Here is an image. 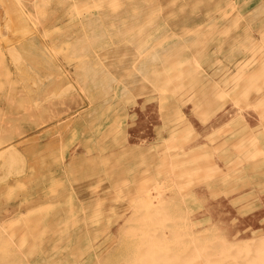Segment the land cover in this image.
<instances>
[{"label": "rangeland", "instance_id": "obj_1", "mask_svg": "<svg viewBox=\"0 0 264 264\" xmlns=\"http://www.w3.org/2000/svg\"><path fill=\"white\" fill-rule=\"evenodd\" d=\"M111 1L0 0V30H2L0 51L3 52L1 55L5 56L9 50L5 58L0 55V95L2 96H0V102L6 104L0 106L4 109L0 108V144L8 140L7 136L9 139L14 137L15 139H11L13 141L22 142L24 140L23 145L8 152L7 157L0 156V264H199V262L192 263L194 257L197 258L195 261L207 259L206 262H201L202 264H225L226 262V264H250L251 262L264 264L262 262L264 261V249L253 248L259 244V237L264 236V207L258 204H245L262 201L259 199H208V197H217L215 194L217 189L212 183L213 180L210 184L205 180L206 194H203L200 183H197L196 178L201 177V171L196 170V167L199 163L200 165L207 164V162L208 164H219L217 157L219 153L215 152L216 146L214 145L218 143L219 147L220 144L223 146L224 140L226 144H231L230 138L224 136L214 144H210L207 152L209 161L210 156L213 158L211 159L213 162L210 161V163L206 160L207 157L203 161L199 158L202 161L200 162L199 159L187 160L188 153H181L185 147L195 148V142L199 139L197 125L201 122L209 123L211 119L207 118L219 112V110L211 112L218 102L211 96V90L209 91L212 89V83L208 82L206 87H201V84H195L196 82L190 84L187 80L192 76L203 77L205 72L215 76L222 72L217 70V67L221 65L214 58L213 53H211L212 57L203 59L200 65L194 62L204 50L199 47L198 41H194L199 34L189 32L187 24L191 26L193 23L191 20L198 13L188 15L187 8H185L178 12L177 16L167 18L165 15L167 8L158 12L153 6L155 2L161 3L166 0L155 2L154 0H113L115 4ZM200 4L203 6L204 3ZM261 4L264 5V1ZM114 5L120 8L114 7V10ZM134 13L138 16L135 17ZM82 17L85 18L81 20ZM127 22L133 23L130 26ZM134 25L137 26L134 27ZM132 26L133 30H131ZM215 27L223 31L230 30L218 33L221 37L236 34L232 21L229 23L225 20ZM46 32L47 38L45 37ZM63 32L64 38L61 36ZM23 35L26 36L23 37ZM53 38L54 41H52ZM27 41L30 44L32 42L33 45L45 42L41 48L46 50L50 48V51L47 50V53L44 52L45 49L42 51L40 49L42 54L39 53V57L46 56L41 59L42 61L49 60L48 64L45 61L47 64L45 66L48 67L50 63L53 66L56 65L55 69H50L52 65H49L48 70L43 69L45 66L41 60V62L38 61L39 63L33 60V66L29 65L31 61L28 60L29 55H33L31 50L34 53L33 49L37 45L32 49L33 45L31 46ZM59 41L61 43H58ZM14 43L16 46L13 45ZM24 44H26L25 47ZM21 46L24 47L25 56L21 55L23 50ZM26 48L31 49L30 53ZM198 48L200 51H197ZM145 51L147 52L143 54ZM193 51L195 52L194 60L193 57L189 55L190 58L187 55ZM35 52L37 56L38 51ZM51 56H55L57 64L53 62L55 60ZM22 58H26L28 62L24 59L26 61L24 64L25 61ZM185 59L187 60L183 62ZM5 62L7 65L4 64ZM170 62H172L171 65H169ZM213 62L215 68H212ZM18 63L22 64V67L27 65L33 68L34 63H37L39 68L43 65L41 68L43 70H38L39 74L36 76V69L31 71L26 69V66L24 67L25 72ZM9 64L14 65V68ZM201 66L205 72H198ZM60 68L65 74H62ZM185 68L190 70L186 71ZM8 69L9 72H7ZM12 71L17 77H13ZM24 72L27 73L26 77H24ZM54 81L55 83H52ZM175 81L176 83L173 84ZM59 84H62L64 88L58 86ZM183 84H188L187 87L192 88L194 92L189 104H184L187 100V92L184 87H181ZM41 89L46 92L43 93ZM205 91L207 93L203 96ZM10 92L13 94L10 95ZM26 92L29 96H26ZM5 96L6 98L8 96L7 103ZM68 98L71 99L65 100ZM53 110H55L54 113ZM69 110H71L70 113ZM201 111L207 114L206 119L202 117L204 114L200 113ZM6 115L8 117H5ZM60 117L62 119L57 120ZM186 122L193 127V133L191 132L193 135L182 137L181 133H185L184 130H186L184 127ZM30 127L33 129L31 130ZM2 133L6 134L5 140H3ZM171 139L173 140L170 141ZM192 145L195 146L192 147ZM164 148L165 151H163ZM126 151L127 156H125ZM162 155L167 157L165 161H162ZM175 157H178L179 161ZM127 158L129 159L125 160ZM171 159L174 160L173 163L171 161L172 170L177 168L176 172L171 171ZM149 163L151 164L150 169L148 168ZM156 163L164 164L157 167ZM195 163L197 166H194ZM165 164L167 167L164 166ZM181 165L185 169L187 167V172ZM179 166L183 168H181L183 171ZM168 167L170 170L167 169ZM192 167V172H188ZM112 171H114L113 174ZM124 177L127 181L123 179ZM116 181L119 184L116 185ZM141 183L148 186H142ZM132 196L138 199L132 200ZM108 201L113 203L109 204ZM149 201L151 204H148ZM221 201L233 202L234 206L232 203L222 205ZM211 202H216V204H208ZM90 214L92 217L89 216ZM225 219L227 224L232 225L230 229L232 231L227 234L219 231L221 221ZM241 226L249 231L251 240L240 231ZM4 230L9 232L6 233ZM227 235L232 241L223 239L227 238ZM241 241L242 244L251 242L252 248L236 250L234 244L237 245ZM245 254H247L246 257L243 256ZM249 254H251L250 257ZM199 255L204 259L202 257L198 259Z\"/></svg>", "mask_w": 264, "mask_h": 264}, {"label": "bare ground", "instance_id": "obj_2", "mask_svg": "<svg viewBox=\"0 0 264 264\" xmlns=\"http://www.w3.org/2000/svg\"><path fill=\"white\" fill-rule=\"evenodd\" d=\"M17 1V0H16ZM34 1V0H33ZM55 1V0H54ZM62 1V0H60ZM153 1V0H152ZM150 1V2H152ZM156 0H154L155 2ZM169 1V2H168ZM210 0H166V1H161V3H155L153 4L154 6V9H156L158 12H161L162 9H166L167 8V12H166V16L167 18L169 17H173V16H177L178 12H180L181 10L187 8V11H188V15L189 14H193L195 12H197L198 14L197 15H194L193 19L191 20L193 23L192 25L190 26L189 24H187L189 27H188V31L189 32H193L195 33L196 35L199 34V36H196V38L194 39V41H198L199 42V45L198 43L197 44V47L199 46L202 50H204V52H201V54H199V58L197 59V61L194 60V51L193 53H189L187 54L188 56L190 55L191 57H193V60L194 62L198 63L200 65V62L205 59L206 57H212V54H214V58L217 60V62L221 65V67H217V70L219 69L220 71H222L220 74L218 75H211V73H207L205 72V69L202 67L201 70H198V72H202L204 71L205 73H203V77H200V76H195V77H191L188 80V82L190 84H201L200 86L203 87L205 86L206 87V84L208 82H211L212 83V89H209V91L211 90V96H213V99L218 101L217 102V105L215 107H213L211 109V112H216L219 110L218 114H216L215 116H209L207 118V114L203 113L205 110H202L203 108H205V106L200 109L202 110L200 113H203L204 115L202 117H204L205 119L207 118L208 120L211 119L209 121V123H199V125H197L198 127V130H199V139L198 141H196L195 145H192L195 146V148H183L181 153H188V156L189 158H187V160H198L199 158L202 159V161L204 160L205 157L208 158L207 156V152H208V149L210 147V144H214L215 142H217V140H219V138H223L224 136H228L231 140V144H226L225 140L223 141V146H221L220 144V147L218 145V143L216 145H214L215 147V152L219 153L217 154V157H218V160L220 161V163H215V164H208L207 161H204L205 163L207 162V164H204V165H200L201 163H199L197 161V163H199V165L197 166L196 163L194 164V166L196 165L197 169L196 170H199L201 171L200 175L201 177L197 179V183H200L199 186L201 187V191L203 192V194H206L205 193V190L207 189L206 187V182L205 180H207L210 184L211 180H213V185L215 186V188L217 189L215 193L217 195V197H214V198H211V197H208V199H213V200H216V199H223V200H233V199H253V200H256V199H259L260 203H254V202H251V203H245L246 205H261L264 207V5H262L261 3L264 1V0H212V2L209 3ZM15 2V1H14ZM56 2H59V1H56ZM113 2V0L111 1ZM139 2V1H138ZM204 3L203 6L200 4V3ZM19 3V2H18ZM60 3V2H59ZM114 3V2H113ZM112 3V4H113ZM117 3V2H116ZM124 3V2H123ZM172 3H175L174 5ZM39 4H42V3H39ZM55 4V3H54ZM57 4V3H56ZM55 4V5H56ZM115 4V3H114ZM133 4V3H132ZM140 4V3H138ZM149 4V3H148ZM146 4V6L148 5ZM171 4V6H170ZM20 5V4H18ZM37 5V3L35 4ZM120 5V4H119ZM134 5H136L134 3ZM143 5V4H142ZM201 5V6H200ZM39 6V5H38ZM128 6V5H126ZM150 9H151V3H150ZM147 6V7H149ZM176 6H178V8H175ZM40 7V6H39ZM38 7V8H39ZM60 7V6H59ZM72 7V6H71ZM96 7H97V4H96ZM112 7V6H111ZM114 7H117V6H113ZM130 7V6H129ZM140 7V6H139ZM138 7V8H139ZM118 9L120 7H117ZM116 8V9H117ZM125 8V7H124ZM133 8V7H132ZM144 8V7H143ZM22 9V8H21ZM40 9V8H39ZM37 9V10H39ZM62 9V8H61ZM117 9V10H118ZM141 9V8H140ZM149 9V10H150ZM153 9V8H152ZM151 9V10H152ZM63 10V9H62ZM70 10V8H69ZM115 10V8H114ZM150 10V11H151ZM43 11H45V9H43ZM64 11V10H63ZM78 11V10H77ZM129 11V9H128ZM141 11V10H139ZM146 11V10H145ZM56 12V10H55ZM132 12V11H130ZM143 12V11H142ZM152 12V11H151ZM43 13V12H42ZM46 13V12H45ZM49 13H52V12H49ZM57 13V12H56ZM71 13V12H70ZM74 13V12H73ZM127 13V12H126ZM136 13V11H135ZM135 13L133 15H135ZM141 13V12H140ZM147 13V12H146ZM54 14V12H53ZM102 14V13H101ZM145 14V12H144ZM149 14V13H148ZM45 15V14H44ZM52 15V14H51ZM59 15V14H58ZM62 15V14H60ZM70 15V14H69ZM74 15V14H73ZM90 15V14H89ZM140 15V14H139ZM48 16V15H47ZM50 16V15H49ZM55 17H57L56 15H54ZM84 16V15H83ZM87 16V15H86ZM138 16V14L135 15V17ZM144 16V15H143ZM153 16V15H152ZM43 17V16H42ZM54 17V18H55ZM134 17V18H135ZM53 18V19H54ZM61 18V17H60ZM65 18V17H64ZM85 18V17H84ZM82 17L81 20L84 19ZM189 18V17H188ZM39 19V18H38ZM43 19V18H42ZM62 19V18H61ZM87 19V18H86ZM37 20V19H36ZM49 20V19H47ZM190 20V19H189ZM225 20H228L229 23H231V21L233 22L234 24V30L236 31V34H233V35H230L229 37L227 36H224V37H221L218 33H222V32H229L230 30H226V31H223L222 29L220 28H216L215 26L217 25H220L221 23H223ZM41 21V20H40ZM45 22H47L45 19H44ZM58 21H60L58 19ZM132 21V20H131ZM144 21V20H143ZM190 21V22H191ZM31 22V21H30ZM32 23V22H31ZM43 23V21H42ZM51 23V22H49ZM61 23V22H60ZM65 23V22H64ZM117 23V22H115ZM129 23V22H127ZM131 23L133 22H130V26H131ZM147 23V22H146ZM41 24V22H40ZM56 24V23H55ZM138 24V23H137ZM33 25V23H32ZM42 25V24H41ZM52 25V24H51ZM117 25V24H116ZM154 25V23H153ZM43 26V25H42ZM84 26V25H83ZM125 26V25H124ZM137 26V25H136ZM134 25V27H136ZM147 26V25H146ZM152 26V25H151ZM184 26V25H183ZM194 26V27H193ZM126 27V26H125ZM129 27V25H128ZM133 26L131 27V30H133L132 28H134ZM148 27V26H147ZM127 28V27H126ZM141 28V27H140ZM155 28V27H154ZM236 28V29H235ZM130 29V28H129ZM149 29V28H148ZM86 30V29H85ZM124 30V29H123ZM128 29H126L127 31ZM2 30H0L1 32ZM63 31V30H62ZM93 31V30H92ZM139 31V30H138ZM144 31V30H143ZM150 31V30H149ZM156 31V30H155ZM38 32V31H37ZM48 32V31H47ZM46 32V34H47ZM66 32V31H65ZM125 32V31H123ZM140 32V31H139ZM35 33V32H34ZM56 33V32H55ZM59 33V32H58ZM62 33V32H60ZM144 33V32H143ZM142 33V35H143ZM147 33V32H146ZM162 33V32H161ZM45 34V32H44ZM43 34V35H44ZM84 34V33H83ZM82 34V35H83ZM38 35V34H37ZM56 35V34H55ZM120 35V34H119ZM141 36V34H139ZM21 38H22V35H20ZM26 36V35H23V37ZM45 36V35H44ZM52 36V35H51ZM58 36V35H57ZM56 36V38H58ZM61 36L63 37L64 36V32L63 34H61ZM67 36V35H66ZM95 36V35H94ZM125 36V34L123 35V37ZM144 36V35H143ZM46 38L48 37V34L47 36H45ZM50 37V36H49ZM82 37V36H81ZM137 37V36H136ZM139 37V36H138ZM14 38V37H13ZM17 38V37H16ZM18 38H20L18 36ZM42 38V36L40 37ZM61 38V37H59ZM64 38V37H63ZM72 38V36H71ZM90 38V37H89ZM163 38V37H162ZM165 39V38H163ZM12 40V39H11ZM24 40V39H23ZM22 40V41H23ZM32 40V39H31ZM39 40V39H38ZM52 40V39H51ZM56 40V39H55ZM59 40V39H58ZM62 40V39H61ZM5 41V40H3ZM7 41L9 42V39L7 38ZM6 41V42H7ZM16 41V40H15ZM18 41V40H17ZM54 41V38L53 40ZM79 41V40H78ZM185 41V40H184ZM1 42V41H0ZM7 42V43H8ZM13 42V40H12ZM24 42V41H23ZM28 42V41H27ZM70 42V41H69ZM72 42V41H71ZM186 42V41H185ZM19 43V42H18ZM29 43V42H28ZM45 43V42H43ZM42 43V44H43ZM58 43H61L60 41ZM159 43V42H158ZM157 43V44H158ZM179 43V42H178ZM177 43V44H178ZM5 44V43H4ZM11 44V43H10ZM30 44V43H29ZM28 44V45H29ZM42 44L39 43L38 44H35L37 45V47L35 48L31 42V46L33 45V47H31L32 49L34 50V53H36L35 51H38L37 52V56H35L36 54H34L32 52L31 49H27L26 50L29 52V50H31V54L33 55H29L30 59L28 56H27V53L26 54V57H28L29 59L28 60H31L29 63V65H32L33 66V60H37V62H41L42 58L46 57H42L40 58V54H42V52H40L39 50L43 48ZM49 44V43H48ZM67 44V42H66ZM83 44V43H82ZM14 46L15 43L13 44ZM18 45V44H17ZM21 45V43L19 44ZM23 45V44H22ZM26 44H24V47H25ZM27 45V46H28ZM58 45V44H57ZM56 45V46H57ZM60 45V44H59ZM138 45V44H136ZM169 45V44H168ZM167 45V46H168ZM181 45V44H180ZM2 46L4 47V45L2 44ZM6 46V45H5ZM8 46V45H7ZM176 46V45H175ZM187 47H189L188 44H186ZM12 47V46H11ZM18 47V46H17ZM22 47V46H21ZM22 47V49L24 48ZM40 47V48H39ZM42 47V48H41ZM50 47V45L48 46ZM55 47V46H54ZM154 47V46H153ZM209 47V48H208ZM1 48V47H0ZM7 48V47H6ZM9 48V47H8ZM16 48V47H15ZM39 48V49H38ZM38 49V50H36ZM136 49V48H135ZM175 49V47H174ZM190 49V48H189ZM4 50V49H3ZM17 50H19L17 48ZM46 50V49H45ZM50 51V48L47 49ZM44 51V52H47L48 51ZM73 50V49H72ZM149 50V49H147ZM170 50H172V48H170ZM15 51V50H14ZM25 51V52H27ZM52 51V50H51ZM180 51V50H178ZM182 51V50H181ZM185 51V50H184ZM197 51H200L199 48ZM6 52V51H5ZM4 52V53H5ZM9 52V50H8ZM7 52V54H8ZM24 49L21 51V55L23 56L24 55ZM43 52V53H44ZM82 52V51H81ZM147 51H145L143 54H145ZM172 52L174 53V51L172 50ZM1 52L0 51V55H1ZM30 53V52H29ZM40 53V54H39ZM55 53H57L55 51ZM157 53V52H156ZM156 53H152V54H156ZM161 53V51H160ZM178 53V52H177ZM199 53V52H198ZM2 54L1 56H3L4 58L6 57ZM13 54V53H11ZM17 54V53H16ZM45 54V53H44ZM136 54V53H135ZM139 54L140 51H139ZM165 55V53H163ZM179 54V53H178ZM181 54V53H180ZM211 54V55H210ZM20 55V57H21ZM49 55V54H48ZM53 55V54H51ZM0 56V57H1ZM9 56V55H8ZM25 56V55H24ZM35 56V58H34ZM160 56V55H159ZM158 56V57H159ZM170 56V55H169ZM172 56V55H171ZM189 56V57H190ZM14 57V56H13ZM53 57V56H51ZM142 57V56H141ZM155 57V56H153ZM152 57V60H154ZM190 57V58H191ZM198 57V56H197ZM195 57V58H197ZM8 58V57H7ZM6 58V59H7ZM16 58V57H15ZM39 58V59H37ZM54 60L56 59L55 56L53 57ZM156 58H157V55H156ZM173 58V57H172ZM171 58V61L176 58V56H174V58L172 59ZM5 59V61L7 62V60ZM9 59V58H8ZM18 59V58H17ZM23 59V58H22ZM27 62L28 60L26 58H24ZM23 59V60H24ZM48 59V58H47ZM49 59H50V56H49ZM159 59V58H158ZM161 59V58H160ZM169 59V58H168ZM21 60V62L23 61ZM24 60V61H25ZM41 60V61H40ZM51 60V59H50ZM135 60V59H134ZM187 59H185L183 62H185ZM8 61H11L12 60H8ZM17 61V60H16ZM19 61V59H18ZM26 61L25 63L22 62V64H26ZM44 61V62H43ZM42 61V63L45 65L48 64L49 60L46 61V59H44ZM45 61L47 64H45ZM6 62L4 63L5 65ZM20 62V63H21ZM38 62V63H39ZM56 63V60L53 61ZM87 62V61H86ZM10 63V62H8ZM15 63V61H14ZM18 63L20 66L19 67H22V64ZM32 63V64H31ZM42 63H40L42 65ZM51 63H52V60H51ZM54 63V65H55ZM172 62L169 63V65H171ZM17 64V65H18ZM37 63H34V68L32 66H27L26 69H29L31 71H33L34 69H36V76H38L39 74V71L41 68H43V65L41 68H39L38 64L36 66ZM39 64V65H40ZM57 64V63H56ZM78 64V63H77ZM184 64V63H183ZM216 64V63H215ZM4 65V67H5ZM9 65H12V64H9ZM40 65V66H41ZM49 65H52V67L50 66V69H55L56 65L53 66V64H50ZM48 65V67H49ZM69 65V64H68ZM149 65V64H148ZM180 65V64H179ZM187 65V64H186ZM194 65V64H193ZM25 65L22 67L24 69V67H26ZM11 67L14 68V65H12ZM18 67V68H19ZM29 67V68H28ZM36 67V68H35ZM37 67L39 69H37ZM48 67L45 66V68L43 69H47L48 70ZM58 67H60V65L58 64ZM76 67V66H75ZM134 67V66H133ZM132 67V68H133ZM189 67V66H188ZM196 67V65H195ZM10 68V66H9ZM12 68V69H13ZM31 68V69H30ZM135 68V67H134ZM184 68V67H183ZM187 68V66H186ZM185 68V69H186ZM199 68V67H198ZM212 68H215V65H214V62H213V66ZM11 69V70H12ZM41 69V70H43ZM49 69V70H50ZM61 71H62V74H65L64 71L62 70V68H60ZM77 69V68H76ZM125 69V68H124ZM14 70V69H13ZM19 70V69H18ZM25 70V69H24ZM40 70V71H41ZM79 70V69H78ZM77 70V71H78ZM128 70V68H127ZM126 70V71H127ZM130 70V69H129ZM184 70V69H183ZM187 70H190V69H186ZM7 71V70H6ZM16 71V69H15ZM22 72V70H20ZM28 71V70H27ZM35 71V70H34ZM125 71V70H124ZM140 70H138L139 72ZM9 72V69L8 71ZM13 72V71H12ZM10 72V74L12 73ZM26 72V70H25ZM24 72V77H26L27 73L25 74ZM29 72V71H28ZM129 72V71H128ZM183 72V71H182ZM167 73V72H166ZM176 73V72H174ZM122 74V73H121ZM144 74V73H143ZM156 74V73H155ZM164 74V73H163ZM13 77H17L14 75V72H13ZM16 75H18L16 73ZM23 75V74H22ZM82 75V74H81ZM175 75V74H173ZM172 75V76H173ZM181 75V74H180ZM21 76V75H20ZM66 76V75H65ZM86 76V74L84 75ZM94 76V75H93ZM168 76V75H167ZM171 76V77H172ZM176 76V75H175ZM12 77V78H13ZM23 77V76H22ZM57 77V76H56ZM83 77V76H82ZM122 77V76H121ZM128 77V76H127ZM136 77V76H134ZM132 77V79L134 78ZM11 78V76H10ZM20 78V77H19ZM69 78V77H68ZM170 78V77H169ZM24 79V78H23ZM58 79V77L56 78ZM88 79V78H87ZM135 79V78H134ZM133 79V80H134ZM168 79V78H167ZM206 79V81H205ZM11 80V79H10ZM16 80V79H15ZM14 80V81H15ZM20 80V79H19ZM26 80V78H25ZM65 80V79H64ZM136 80V79H135ZM146 80H148L146 78ZM164 80V79H163ZM174 80V79H173ZM178 80V79H177ZM176 80V81H177ZM200 80V81H199ZM41 81V79H40ZM57 82V80H55ZM52 82V83H55ZM121 81V80H120ZM143 81V80H142ZM162 81V80H161ZM173 82V84L176 83ZM179 81V80H178ZM177 81V82H178ZM12 82V81H10ZM68 82V81H67ZM67 82H65L67 84ZM135 82V81H134ZM137 82V81H136ZM139 82V81H138ZM149 82V81H148ZM167 82V81H166ZM200 82V83H199ZM59 83V82H58ZM62 83V82H60ZM69 83L70 80H69ZM133 83V82H132ZM157 83V82H156ZM11 84V83H10ZM23 84V83H21ZM166 84V83H165ZM167 84L169 85V83L167 82ZM13 85H16V84H13ZM56 85V84H55ZM62 84H59L58 86H61ZM72 85V84H71ZM142 85V84H141ZM188 84H183V86L181 87H184L186 89V92H187V100H185L184 104H189L190 102V99H191V96H193L194 92L192 88L190 87H187ZM3 86V85H2ZM5 87H8V85L6 86L4 84ZM10 86V85H9ZM17 86V85H16ZM53 86V84H52ZM58 86L57 89H58ZM65 86V85H64ZM178 86V85H177ZM180 86V85H179ZM4 87V88H5ZM19 87V85H18ZM17 87V88H18ZM24 87V86H23ZM41 87V86H40ZM62 87V86H61ZM68 87V85H67ZM170 87V85H169ZM172 87V85H171ZM180 87V89H181ZM55 87L53 86V89ZM64 88V87H62ZM60 88V89H62ZM73 88V86H72ZM142 88H144L142 86ZM190 88V89H189ZM6 89V88H5ZM24 89V88H22ZM52 89V88H50ZM49 89V90H50ZM59 89V90H60ZM169 89V88H168ZM175 89V88H174ZM174 89H173V92H174ZM7 90V89H6ZM12 90V88H11ZM17 90V89H16ZM20 90V89H19ZM37 90V89H36ZM63 90V89H62ZM71 90V88H70ZM163 92H164V88L162 89ZM167 89H165L166 91ZM5 91V90H4ZM9 91H10V88H9ZM22 91V90H21ZM24 91V90H23ZM41 91L43 92V90L41 89ZM171 91V90H170ZM2 92V90H1ZM17 92V91H16ZM46 92V91H44ZM43 92V93H44ZM73 92V90H72ZM189 92V93H188ZM7 93V91H6ZM21 93V92H19ZM27 93V92H26ZM58 93V91H57ZM207 93V91L203 92V96ZM209 93V92H208ZM4 94V92H2V95ZM13 94L12 92H10V95ZM23 94V93H22ZM25 94V93H24ZM23 94V95H24ZM40 94V92H39ZM47 94V93H46ZM60 94V93H59ZM5 95V94H4ZM3 95V96H4ZM6 95H9V94H6ZM20 95V94H19ZM41 95V94H40ZM65 95V94H64ZM67 95V94H66ZM69 95V93H68ZM73 95V94H72ZM165 95V93H164ZM1 96V95H0ZM18 96V94H17ZM26 96H29L28 93ZM25 96V97H26ZM43 96V95H41ZM70 96V95H69ZM137 96V95H136ZM210 96V95H209ZM2 97V96H1ZM21 97V96H20ZM24 98V96H22ZM48 97V96H47ZM57 97V96H56ZM64 97V96H63ZM76 97V96H75ZM74 97V99H75ZM198 97V96H197ZM8 98V96H7ZM7 98L5 96V99H6V103H7ZM22 98V99H23ZM167 98V97H166ZM211 98V97H210ZM4 99V98H3ZM13 99V98H12ZM36 99V97H35ZM38 99V98H37ZM61 99V97H60ZM71 98H68V99H65V100H70ZM11 100V99H10ZM28 100V99H27ZM32 100V99H31ZM171 100V99H170ZM194 100V99H193ZM203 100V99H202ZM5 101V100H4ZM14 101V99H13ZM34 101V100H32ZM49 101V100H48ZM9 102V101H8ZM66 102V101H65ZM148 102V100H147ZM168 102V101H167ZM2 102H0L1 104ZM10 103V102H9ZM12 103V102H11ZM47 103V102H46ZM67 103V102H66ZM169 103V102H168ZM206 103V101H205ZM211 103V102H210ZM5 104V102L3 103ZM3 104H1L0 106H2ZM13 104V103H12ZM55 104V102H54ZM195 104V102H194ZM204 104V103H203ZM6 105V104H5ZM10 105V104H8ZM7 105V106H8ZM45 105V103H44ZM63 105V104H62ZM66 105V104H65ZM72 105V104H70ZM74 105V104H73ZM193 105V104H192ZM4 106V105H3ZM11 106V105H10ZM61 106V105H60ZM207 106V105H206ZM9 107V106H8ZM54 107V106H52ZM67 107H69L67 105ZM198 107V106H197ZM208 107V106H207ZM1 108V107H0ZM4 108V107H3ZM10 108V107H9ZM8 108V109H9ZM57 108V107H56ZM71 109L73 107H70ZM69 108V109H70ZM2 109V108H1ZM0 109V111H1ZM55 109V107H54ZM4 110V109H2ZM5 110H7L5 108ZM197 110V108H196ZM199 110V111H200ZM207 110V109H206ZM8 111V110H7ZM55 110H53V113H54ZM74 111V110H73ZM198 111V113H199ZM9 112V111H8ZM51 112V111H49ZM71 112V110H69V113ZM194 112V111H193ZM24 113V112H23ZM11 114V112H10ZM21 114V113H20ZM63 114V113H62ZM68 114V113H67ZM56 115V114H55ZM64 115V114H63ZM66 115V113H65ZM200 115V114H199ZM198 115V116H199ZM4 116V115H3ZM17 116V115H16ZM28 116V115H27ZM5 117H8V115H6ZM31 117H34V116H31ZM36 117V116H35ZM4 118V117H3ZM21 118V117H20ZM62 118L60 117L59 119L57 120H61ZM7 120V119H5ZM10 120V119H9ZM27 120V119H26ZM184 120V119H183ZM3 121V120H2ZM12 121V120H10ZM16 121V120H15ZM35 121V120H34ZM53 121V120H52ZM8 123V121H6ZM18 122V121H16ZM33 123V122H32ZM39 123V122H38ZM49 123V122H48ZM183 123V122H182ZM181 123V124H182ZM187 123V122H186ZM185 123V126L186 127V130L185 133H181V136L184 137L185 136H189L193 133V127L190 125V123L188 122L187 124ZM5 124V123H4ZM6 125V124H5ZM46 125V124H44ZM20 126V124H19ZM43 126V125H41ZM6 127H8V125H6ZM11 127V126H10ZM196 127V126H195ZM4 128V127H3ZM21 128V126H20ZM25 128V127H24ZM29 128V127H27ZM37 128V127H36ZM44 128V127H43ZM41 128V129H43ZM6 129V128H5ZM30 129L32 130L33 128L30 127ZM35 129V128H34ZM12 130V129H11ZM29 130V129H27ZM30 130V131H31ZM36 130V129H35ZM40 130V129H39ZM3 131V130H2ZM19 131H21L19 129ZM38 131V130H37ZM5 132V131H4ZM24 132V131H23ZM22 132V133H23ZM192 132V133H191ZM28 133V131L26 132ZM25 133V134H26ZM30 133V132H29ZM0 134H1V130H0ZM8 134V133H7ZM2 135L4 136V139L5 140V137H6V134L4 135V133H2ZM22 135V134H21ZM193 135V134H192ZM24 136V135H23ZM180 136V135H179ZM15 137H18V136H15ZM194 137V136H193ZM192 137V138H193ZM13 139H15L14 137H12ZM12 138H7L8 140H5V141H1L2 143L0 144V156H3V157H7V154L8 152L12 151V150H16L18 147L22 146L23 145V142L24 140L21 142V141H13L11 140ZM20 138V137H19ZM176 139V138H175ZM173 139H171L170 141H172ZM173 143V142H172ZM177 143V142H176ZM221 143V142H220ZM168 144H166L167 146ZM218 145V147H217ZM163 146V145H162ZM162 146H159L160 148ZM173 146V145H172ZM158 147V148H159ZM168 147V146H167ZM175 147V146H174ZM169 148V147H168ZM177 148V147H176ZM135 149V148H134ZM133 149V150H134ZM171 149V148H169ZM167 149V150H169ZM125 151V149H123ZM132 150V149H131ZM130 150V151H131ZM179 150V149H178ZM165 151V148L164 150ZM142 152V151H141ZM140 152V153H141ZM161 152V151H160ZM131 153V152H130ZM165 153V152H164ZM211 153V152H210ZM129 154V153H128ZM133 154V153H132ZM166 154V153H165ZM179 154V153H178ZM10 155V154H9ZM139 155V153H138ZM151 155H153L151 153ZM167 155V154H166ZM192 155V156H190ZM200 155L199 157H196ZM209 155V154H208ZM127 156V151H126V155ZM155 156V155H153ZM11 157V156H10ZM134 157V156H132ZM185 157V156H184ZM183 157V158H184ZM131 158V157H130ZM147 158V156H146ZM151 158V157H150ZM155 158V157H154ZM162 161H165L164 159L167 158V157H163L162 155ZM180 158V157H179ZM197 158V159H196ZM2 159V158H1ZM12 159V158H11ZM129 158L125 159V160H128ZM161 159V158H160ZM175 159L178 160V157ZM182 159V157H181ZM199 159V161L201 160ZM211 159H213L211 156H210V161ZM117 160V159H116ZM141 160V159H140ZM146 160V159H145ZM149 160V159H148ZM151 160V159H150ZM186 160V159H185ZM209 161V158L206 159ZM110 161V160H109ZM167 161V160H166ZM172 159L170 160V164H171V167L173 166L172 163L174 162V160L172 161ZM179 161V160H178ZM184 161V160H183ZM200 161V162H202ZM209 161V163H210ZM218 161V162H219ZM147 162V160H146ZM168 162V161H167ZM181 162V161H180ZM213 162V161H211ZM1 163V162H0ZM4 163V162H3ZM147 164V163H146ZM157 164V163H156ZM155 164V165H156ZM164 163L159 164L161 166H163ZM168 165V163H166ZM166 164L164 166H166ZM186 164V163H185ZM6 165V164H5ZM110 165V164H109ZM114 165V164H113ZM128 165V164H127ZM150 163H149V166L148 168L150 167ZM159 165L157 164V167H159ZM121 166V164H120ZM129 166V165H128ZM183 167V165H181ZM181 166L180 169L182 168ZM186 166V165H184ZM189 166V164H188ZM193 166V165H191ZM193 166V167H194ZM113 167V166H112ZM118 167V165L116 166ZM126 167V165H125ZM147 167V166H146ZM145 167V169H147ZM167 167V166H166ZM175 167V166H174ZM190 167V166H189ZM193 167L190 169L191 171H188V172H192V169ZM122 168V167H121ZM119 168V169H121ZM151 168V167H150ZM149 168V169H150ZM165 168V167H164ZM185 169V167H183ZM182 168V169H183ZM195 168V167H194ZM107 169V168H106ZM105 169V170H106ZM157 169V168H155ZM169 169V167L167 168ZM166 169V170H167ZM173 167L171 168V171H175V170H172ZM179 169V170H180ZM181 169V170H182ZM158 170V169H157ZM170 170V169H169ZM168 170V172H170ZM178 170V169H177ZM180 170V171H181ZM195 170V169H194ZM109 171V170H108ZM183 171V170H182ZM182 171L180 173H182ZM185 171L187 172V167L185 169ZM114 171H112V174H113ZM137 172V171H136ZM159 172H162V171H159ZM176 172V171H175ZM106 173V172H105ZM124 173V172H123ZM194 173V171H193ZM198 173V172H197ZM196 173V174H197ZM109 174V173H108ZM112 174H109V175H112ZM175 174V173H174ZM178 173H176L177 175ZM184 174L186 175V173L184 172ZM122 175V174H121ZM133 175V174H132ZM137 175V174H136ZM135 175V176H136ZM140 175V174H139ZM180 175V174H179ZM119 176V175H117ZM145 176V175H144ZM163 176V174H162ZM181 176V175H180ZM178 176V177H180ZM183 176V174H182ZM181 176V177H182ZM187 176V175H186ZM193 176V175H192ZM195 176V175H194ZM197 176V175H196ZM195 176V177H196ZM199 176V175H198ZM120 177V176H119ZM137 177V176H136ZM135 177V179H136ZM149 177V176H148ZM177 177V178H178ZM134 178V177H133ZM132 178V179H133ZM184 178V177H183ZM190 178V177H188ZM117 179V178H116ZM125 179V181H127L126 179L127 178H123ZM145 179V178H144ZM179 179V178H178ZM181 179V178H180ZM195 179V178H194ZM193 179V180H194ZM195 179V181H196ZM112 180V178H111ZM122 180V179H121ZM133 181V180H132ZM142 181V179H141ZM140 181V182H141ZM145 181V180H144ZM147 181V180H146ZM156 181V180H155ZM153 181V182H155ZM179 181V180H177ZM190 181L191 178H190ZM194 181V182H195ZM122 182V181H121ZM124 182V180H123ZM137 182V180H136ZM135 181L133 182L134 184L136 183ZM182 182V180L180 181ZM104 183V182H103ZM117 183L119 184V182L116 181V185ZM139 183V182H138ZM137 183V184H138ZM147 184V182H144ZM215 183V184H214ZM113 184V183H112ZM122 184V183H120ZM124 184V183H123ZM143 183H141L140 185H142ZM142 185V186H148V185ZM152 185V183H150ZM183 186L185 185L184 182L182 183ZM114 185V184H113ZM181 185V184H180ZM212 185V184H211ZM9 186V184H8ZM115 186V185H114ZM113 186V187H114ZM178 186V185H176ZM181 186V187H183ZM192 186V185H190ZM189 186V188H190ZM126 187V185L124 186ZM151 187V186H150ZM149 187V188H150ZM99 188V187H98ZM155 188V187H154ZM177 188H180V187H177ZM186 188V187H185ZM189 188H186V189H189ZM213 188V186H212ZM130 189V188H129ZM205 189V190H204ZM126 190V189H124ZM153 190V189H152ZM139 191V189H138ZM149 191V189H148ZM151 191V190H150ZM161 191V190H159ZM181 191V190H179ZM214 191V190H213ZM211 191V192H213ZM125 192V191H124ZM153 192V191H152ZM151 192V193H152ZM113 193V192H112ZM139 193V192H138ZM151 193H150V196H151ZM183 193V192H182ZM214 193V192H213ZM110 194V193H109ZM115 194V193H114ZM122 194V193H121ZM148 194V193H146ZM157 195H159V193H157ZM220 195H223V196H220ZM102 196V195H101ZM112 196V195H111ZM138 196V195H136ZM134 197L132 196L133 198H131L132 200L134 198H136V200L138 199L137 197ZM155 196V195H154ZM109 197V196H108ZM119 197V196H118ZM125 197V196H124ZM157 197V196H156ZM154 197V198H156ZM106 198V197H105ZM110 198V197H109ZM113 198V196H112ZM107 199V198H106ZM119 199V198H118ZM131 199H129L131 201ZM142 199V198H140ZM99 200V199H98ZM128 200V199H127ZM128 200V201H129ZM156 200V199H155ZM97 201V200H96ZM107 201V200H106ZM129 201V202H130ZM151 201V200H150ZM149 201L148 204H151V202ZM153 201V200H152ZM157 201V200H156ZM155 201V202H156ZM109 202V201H108ZM133 201H131L132 203ZM97 203V202H96ZM106 203V202H105ZM113 203V202H112ZM109 202V204H112ZM126 203V202H125ZM125 203H124V206H125ZM142 203V202H141ZM216 204V202H214ZM213 202L211 203H208V204H214ZM222 205H230V203H232V206H234V203L233 202H225V201H221ZM102 204V203H101ZM107 204V203H106ZM108 204V205H109ZM119 204V203H118ZM105 205V204H104ZM103 206V205H101ZM106 206V205H105ZM119 206V205H118ZM122 206V205H121ZM122 206V207H124ZM243 205H241L242 207ZM95 207V206H94ZM241 207H237V208H241ZM108 208H110L108 206ZM107 208V209H108ZM127 208V207H125ZM5 209V207L3 208ZM105 209V208H104ZM122 209V208H121ZM238 209V210H239ZM94 210V209H93ZM125 210V209H124ZM82 211H83V208H82ZM106 211V210H105ZM109 211V210H107ZM123 211V210H122ZM230 211H234V210H230ZM120 212V211H119ZM124 212V211H123ZM115 213V212H114ZM122 213V212H120ZM120 215V214H119ZM89 216L92 217V215L90 214ZM117 217V216H116ZM115 217V218H116ZM159 217V216H158ZM90 218V217H88ZM119 218V217H118ZM140 218V217H139ZM113 219V218H112ZM103 221V220H101ZM100 221V222H101ZM113 221V220H112ZM234 221V220H233ZM198 223V222H197ZM224 223V226H222ZM226 223V224H225ZM142 224V223H141ZM9 227V226H8ZM105 227V226H104ZM194 227V226H193ZM94 228V227H93ZM102 228V227H101ZM153 228V227H152ZM224 228V229H223ZM232 228V225H229L227 224V220L225 219L224 221H221V228H219L221 232H224V233H230L232 230H230ZM103 229V228H102ZM89 230V229H88ZM100 229H98L99 231ZM5 231V230H4ZM96 231V230H95ZM240 231H242L244 233V236L246 237L247 236V239H250L251 240V234L249 233V231H246V228H243L241 226L240 228ZM260 231V230H259ZM6 232V231H5ZM9 232V231H7ZM6 232V233H7ZM97 232V231H96ZM251 232V231H250ZM261 232V231H260ZM2 234V233H1ZM152 236V235H151ZM157 236V235H156ZM168 237V236H167ZM166 237V238H167ZM11 238V237H10ZM260 239L258 240L259 241V244L258 245H255L253 248H257V247H260L262 249H264V236L263 237H259ZM225 241H232V239L230 238L229 235H227V238H223ZM221 239V240H223ZM251 242H246V244H242V241L241 243L237 244L236 243L234 244V247H236V250H239V251H242V250H250L252 248V245L250 244ZM112 244V243H111ZM21 252V251H20ZM23 253V252H22ZM199 254V253H198ZM248 254V252H247ZM247 254L243 255V256H247ZM251 254H249L248 256L250 257ZM241 256V257H243ZM200 257H202L201 255H199L198 259H200ZM5 258V257H4ZM203 258V257H202ZM260 258H263V257H260ZM259 258V260H261ZM137 259V258H136ZM197 259L196 257H194V262L192 263H195V262H199V264L201 262H206V260H203L200 259L199 260H196ZM204 259V258H203ZM264 259V258H263ZM192 260V259H191ZM232 260V259H231ZM230 261V260H229ZM233 261V260H232ZM209 262V261H208ZM264 262V261H262ZM261 262V263H262ZM155 263V262H154ZM190 263V261H189ZM227 263V262H226ZM225 263V264H226ZM196 264V263H195ZM202 264V263H201ZM205 264V263H204ZM250 264H253V262H251Z\"/></svg>", "mask_w": 264, "mask_h": 264}]
</instances>
